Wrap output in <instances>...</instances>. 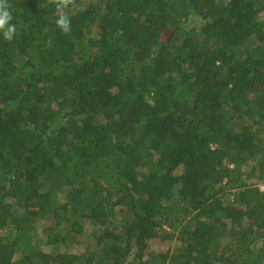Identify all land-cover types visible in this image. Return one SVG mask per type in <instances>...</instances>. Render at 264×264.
<instances>
[{
  "label": "trees",
  "instance_id": "obj_1",
  "mask_svg": "<svg viewBox=\"0 0 264 264\" xmlns=\"http://www.w3.org/2000/svg\"><path fill=\"white\" fill-rule=\"evenodd\" d=\"M9 4L0 264H264V0Z\"/></svg>",
  "mask_w": 264,
  "mask_h": 264
},
{
  "label": "clouds",
  "instance_id": "obj_2",
  "mask_svg": "<svg viewBox=\"0 0 264 264\" xmlns=\"http://www.w3.org/2000/svg\"><path fill=\"white\" fill-rule=\"evenodd\" d=\"M57 10L56 26L65 34L71 31V19L66 9L74 5L75 0H48ZM9 0H0V34L6 41H11L17 32L16 25L11 23L13 16L10 11Z\"/></svg>",
  "mask_w": 264,
  "mask_h": 264
},
{
  "label": "rangeland",
  "instance_id": "obj_3",
  "mask_svg": "<svg viewBox=\"0 0 264 264\" xmlns=\"http://www.w3.org/2000/svg\"><path fill=\"white\" fill-rule=\"evenodd\" d=\"M261 189H263V186H261Z\"/></svg>",
  "mask_w": 264,
  "mask_h": 264
}]
</instances>
